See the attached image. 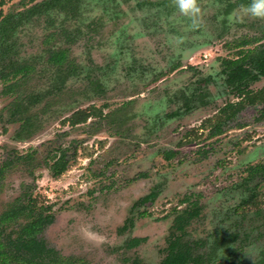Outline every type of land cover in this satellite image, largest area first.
Listing matches in <instances>:
<instances>
[{"label": "rangeland", "instance_id": "1", "mask_svg": "<svg viewBox=\"0 0 264 264\" xmlns=\"http://www.w3.org/2000/svg\"><path fill=\"white\" fill-rule=\"evenodd\" d=\"M198 3L203 24L192 30L171 0H0V165L30 149L38 164L3 176L0 213L33 183L54 215L42 237L74 264L159 263L185 197L200 206L183 236L192 258L179 247L172 262L264 264L262 105L209 135L218 109L244 99L240 89L264 88V74L248 82L244 60L264 53V20L244 15L238 0ZM230 60L241 63L226 68ZM91 105L102 118L62 122ZM74 147L68 169L51 177L49 155ZM132 238L142 240L127 249Z\"/></svg>", "mask_w": 264, "mask_h": 264}, {"label": "trees", "instance_id": "2", "mask_svg": "<svg viewBox=\"0 0 264 264\" xmlns=\"http://www.w3.org/2000/svg\"><path fill=\"white\" fill-rule=\"evenodd\" d=\"M238 1H241L243 5L251 3V0ZM5 26L6 25L2 26L3 29H5ZM0 34L6 36L1 32ZM241 53L242 51L238 52L239 55ZM59 58L60 56L53 54L49 57V60L56 62ZM244 60H246L245 65L247 64L251 67V74L247 77L248 82L252 83L258 81L259 76L264 74V53H260L251 59H246L245 57ZM224 63L226 68L227 65L230 68L237 67L241 61L230 60ZM239 92V95H243L244 99L242 98L236 103H232L231 105L227 104L221 109H218L217 117H215L216 119L212 125L213 131L209 134L211 137L220 135L222 132V125L225 121L228 122L234 119V117L247 105H262L261 115H264V88L251 96L243 89H240ZM184 104L188 109V101L184 102ZM102 117L103 107L97 108L91 105L72 112L68 117L64 118L62 122L68 124L70 127H75L80 124H85L91 118L95 119ZM206 122H209V120L204 121L201 126H204ZM36 154V149H30L23 155L13 154L11 157H7L0 165V182L3 176L13 167L23 164L30 166L31 169L29 170L32 171L28 172L33 174V169L36 166L38 167V164L32 163ZM166 155V160H169L174 157L175 153L166 152ZM75 156V147L71 155L68 154V149H56V151L51 153L48 157L51 162L45 163L51 177L58 178L61 176L70 166V160L74 159ZM259 168L264 170V167ZM257 170L258 168L251 169L250 173L253 174L257 172ZM34 189L35 185H33V183L31 185L23 184L20 194L8 203L5 209L0 213V264H74L75 261L72 257H63L59 255L55 249L47 245L42 237L46 228L53 223L54 215L50 212L49 206H45L40 202L39 197L34 194ZM155 196L156 191H151L148 195L138 199L132 205V210L150 202ZM182 202H186L187 207L181 212H176L168 234L164 257L157 264H187L186 260H189L187 258L186 260L176 263L172 262L170 259V256H172L179 247L186 248L187 255L192 258V254L191 252L188 254V250L192 251L191 247H193V245L184 241L183 236L186 227L193 219L198 217L200 206L197 201H191L190 197H185ZM175 210L176 209H173L174 212ZM131 224L132 217L127 218L120 230H125ZM141 240L140 238L129 239L125 247L127 249H133L139 245ZM195 260L196 259H194V261ZM130 264L144 263L138 258H132Z\"/></svg>", "mask_w": 264, "mask_h": 264}, {"label": "clouds", "instance_id": "3", "mask_svg": "<svg viewBox=\"0 0 264 264\" xmlns=\"http://www.w3.org/2000/svg\"><path fill=\"white\" fill-rule=\"evenodd\" d=\"M172 6H174L180 15L187 18L190 21V29L195 30L202 26V9L198 3V0H171ZM241 10L244 15L252 19L264 20V0H251L248 5H241ZM241 20L243 17L240 18ZM176 44L183 43V37H173ZM83 234L86 239L93 240L96 243H103L104 237L99 233H93L89 229H83Z\"/></svg>", "mask_w": 264, "mask_h": 264}, {"label": "flooded vegetation", "instance_id": "4", "mask_svg": "<svg viewBox=\"0 0 264 264\" xmlns=\"http://www.w3.org/2000/svg\"><path fill=\"white\" fill-rule=\"evenodd\" d=\"M2 18H3V17H2ZM253 106H254V105H253ZM245 108H246V107H245ZM245 108H244V109H245ZM244 109H243V110H244ZM261 109H262V108H261ZM261 109H260V111H261ZM261 116H262V115H261ZM261 116H260V117H261Z\"/></svg>", "mask_w": 264, "mask_h": 264}]
</instances>
